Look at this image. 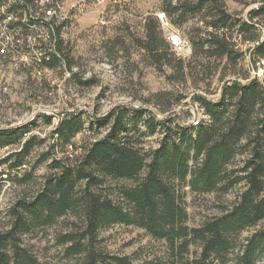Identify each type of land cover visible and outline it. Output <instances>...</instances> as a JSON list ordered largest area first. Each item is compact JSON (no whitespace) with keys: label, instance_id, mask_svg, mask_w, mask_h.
<instances>
[{"label":"trees","instance_id":"trees-1","mask_svg":"<svg viewBox=\"0 0 264 264\" xmlns=\"http://www.w3.org/2000/svg\"><path fill=\"white\" fill-rule=\"evenodd\" d=\"M41 1L0 0V19L14 16L9 27L20 28L27 45L28 37L35 38L33 67L56 70L64 64L75 82L91 87L95 81H83L75 72L61 38L69 19L58 15L46 21L48 9L59 6L52 0L41 7ZM235 1L259 5L242 17L226 0L164 4V14L180 31L199 19L186 32L189 59L178 56L157 17L147 20L138 46L175 90L148 100L162 118L149 109L118 106L105 117H64L44 139L33 132L38 122L52 124L48 116L0 130V153L7 151L0 159L6 168L0 195L8 182L20 188L36 183L34 173L44 163L50 170L33 192L19 193L5 210L0 264H44L29 240L48 236L64 220L55 247L74 264H264V65L262 78L250 77L236 41L252 46L255 64L264 63V0ZM190 81L197 88L207 85L200 89L206 95L197 91L191 99L203 117L197 125H185L188 115L175 109L188 97L182 89ZM215 81L221 83L219 95L209 99ZM43 147L46 152L32 161ZM239 187L219 215L197 228L188 225L186 189L195 196H228ZM115 226L134 227L165 242L167 257L142 261L108 253L103 233ZM192 245L200 247L197 259L189 257Z\"/></svg>","mask_w":264,"mask_h":264},{"label":"rangeland","instance_id":"rangeland-1","mask_svg":"<svg viewBox=\"0 0 264 264\" xmlns=\"http://www.w3.org/2000/svg\"><path fill=\"white\" fill-rule=\"evenodd\" d=\"M169 0H60L61 16L69 18L67 29L61 34L66 52L76 64L75 72L83 81L93 80L94 84L83 87L75 82L72 74L64 64L56 70L44 67H33L32 60L26 61L22 55L1 54L0 57V130L21 128L36 122L41 116H48L52 124L38 122L33 134L46 138L59 125L61 119L72 114L85 113L87 118L105 117L118 106H133L139 109L152 110L159 118L163 115L154 107L150 100L152 95L175 91L168 84L164 75L150 66L145 52L138 46V39L144 37L145 25L149 18L156 19L158 14L165 13L163 6ZM252 1V0H250ZM232 13L246 17L248 12L256 9L259 3L245 7L235 0H226ZM262 2L261 4H263ZM260 4V5H261ZM76 8H79L77 11ZM170 21V20H169ZM199 23L192 19L179 32L187 39L188 32ZM27 46L26 37H23ZM239 48L245 53L244 69L250 77L262 78L264 63H254L250 45L242 44L236 38ZM189 42V41H188ZM121 43V46H120ZM42 47V46H41ZM177 52V51H176ZM190 50L180 53L183 59H189ZM233 77L230 78L232 80ZM190 81L183 92L188 95L186 100L175 106L176 112H184L185 125L203 119L199 108L192 102V97L204 94L206 84H198L197 88ZM221 83L215 81L209 99L219 95ZM190 115V116H189ZM193 115V116H192ZM40 121V119H39ZM87 137V136H86ZM83 137H78L80 144ZM156 139L150 143L156 146ZM46 148L39 149L32 161ZM7 151L0 153L4 158ZM30 169V168H28ZM6 168L0 167V174ZM28 171V170H27ZM47 164L41 165L34 173L36 183L20 188L18 183L8 182L0 195V226L4 224L5 210L14 199L27 190L33 192L41 177L49 172ZM22 174V172H21ZM239 189V190H238ZM228 196L208 195L195 196L186 189L185 206L189 215L188 225L199 227L205 220L220 214V207L230 204L235 199L239 187ZM66 220L49 230L46 237L30 238V245L44 264H74L65 261L55 247L54 235L66 227ZM251 232L244 234V237ZM105 249L110 254L130 256L142 261L159 260L167 257L166 243L148 236L145 231L125 226H115L103 233ZM190 258H199L200 247L191 246Z\"/></svg>","mask_w":264,"mask_h":264},{"label":"built area","instance_id":"built-area-1","mask_svg":"<svg viewBox=\"0 0 264 264\" xmlns=\"http://www.w3.org/2000/svg\"><path fill=\"white\" fill-rule=\"evenodd\" d=\"M51 2L52 0H42L41 7H44V3ZM59 6V10H55L53 8L48 9L46 13V21H50L54 16H61V5L59 4L60 0H56ZM77 11H79V8H76ZM27 16L25 17V21L29 22V19H26ZM158 20L160 21L161 24V29L164 33V36L166 39L174 46L175 52L179 51L180 53H186L187 51L190 50V44L187 41V39H184L179 30L174 27L171 22L169 21L168 17L166 14L161 13L157 15ZM62 20H66L69 18H64L61 16ZM16 19L12 15H8V17L4 20L0 19V50L4 54H13V55H22L26 61L32 60L33 57L35 56V38L28 37V45H24L23 41V35L20 33L22 32L20 28H14L11 29L9 27V24L15 22ZM176 52V53H177ZM178 54V53H177ZM195 120V119H194ZM192 120L193 125H197L199 121H194Z\"/></svg>","mask_w":264,"mask_h":264}]
</instances>
